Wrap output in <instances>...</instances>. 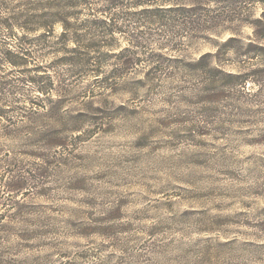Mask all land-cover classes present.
<instances>
[{
    "label": "rangeland",
    "instance_id": "rangeland-1",
    "mask_svg": "<svg viewBox=\"0 0 264 264\" xmlns=\"http://www.w3.org/2000/svg\"><path fill=\"white\" fill-rule=\"evenodd\" d=\"M8 48L0 264H264V0H0Z\"/></svg>",
    "mask_w": 264,
    "mask_h": 264
},
{
    "label": "trees",
    "instance_id": "trees-1",
    "mask_svg": "<svg viewBox=\"0 0 264 264\" xmlns=\"http://www.w3.org/2000/svg\"><path fill=\"white\" fill-rule=\"evenodd\" d=\"M76 4H78V3H76ZM121 4H122V3H121ZM120 6H123V5H113V6H112V9L119 8ZM109 20H110V21H112V20H116V21H117V19H116V17H115L114 15H112L111 17H109ZM104 22H105V21H104ZM44 24L47 25V23H44ZM44 26H45V25H44ZM25 43H27V42H25ZM2 50H3V49H0V51H1L2 53H4V55H6V60L11 59L13 63L17 62V61H14V60H13V58H17V57H16L17 55L13 54L12 51H11V49L8 48V51H6L5 49H4L3 51H2ZM17 52H19V51H17ZM17 54H20V53H17ZM28 54H29L28 51H22V52H21V57H20V58H26L25 55H28ZM24 60H25V59H24ZM23 64H25V63H23Z\"/></svg>",
    "mask_w": 264,
    "mask_h": 264
}]
</instances>
